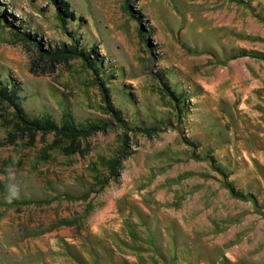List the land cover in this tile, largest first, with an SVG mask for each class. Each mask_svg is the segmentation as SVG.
Wrapping results in <instances>:
<instances>
[{
    "label": "rangeland",
    "instance_id": "374dc122",
    "mask_svg": "<svg viewBox=\"0 0 264 264\" xmlns=\"http://www.w3.org/2000/svg\"><path fill=\"white\" fill-rule=\"evenodd\" d=\"M68 2L0 0V81L89 129L0 110V264H264V0Z\"/></svg>",
    "mask_w": 264,
    "mask_h": 264
},
{
    "label": "trees",
    "instance_id": "16d2710c",
    "mask_svg": "<svg viewBox=\"0 0 264 264\" xmlns=\"http://www.w3.org/2000/svg\"><path fill=\"white\" fill-rule=\"evenodd\" d=\"M56 4L58 11L62 12V14H65V16L69 14L71 17H74V13L69 10L68 0H56ZM136 12L140 13L138 10H136ZM8 89L9 88L0 81V110H2V113L10 115L11 118V120L7 122L9 126V128H7V139L20 132L26 133L30 140L35 138L37 134L54 133L57 142L63 145L64 151L72 153L78 152L81 149L79 140L89 133L88 128L77 126L72 121H64L61 125H58L48 116L30 118L19 106L17 96H12ZM107 102L110 104L109 101ZM3 104L7 105L3 106ZM116 112L117 115L120 114L118 110ZM113 113L116 116L115 112ZM120 153H122V151H118L117 155L115 154L114 156L115 158H110L106 162L105 168L110 175L107 179L109 177L111 179L116 175L119 161L123 159L122 156H119ZM107 179L103 184L100 183L102 187L106 185Z\"/></svg>",
    "mask_w": 264,
    "mask_h": 264
},
{
    "label": "clouds",
    "instance_id": "9594fccd",
    "mask_svg": "<svg viewBox=\"0 0 264 264\" xmlns=\"http://www.w3.org/2000/svg\"><path fill=\"white\" fill-rule=\"evenodd\" d=\"M13 195H16V192L15 191H13V193H12Z\"/></svg>",
    "mask_w": 264,
    "mask_h": 264
}]
</instances>
